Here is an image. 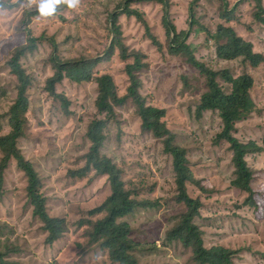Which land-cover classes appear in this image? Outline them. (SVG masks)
I'll use <instances>...</instances> for the list:
<instances>
[{"label":"rangeland","instance_id":"374dc122","mask_svg":"<svg viewBox=\"0 0 264 264\" xmlns=\"http://www.w3.org/2000/svg\"><path fill=\"white\" fill-rule=\"evenodd\" d=\"M0 41H9L8 50L22 42L25 33L36 37V49L20 60L30 76L27 90L29 137L20 140L22 154L33 162L42 178L48 206L52 215H68L71 223L86 215L79 212L81 204L93 200L109 189L106 177L73 179L69 171L83 163L82 156L90 148L87 127L92 119L104 118L96 108L97 83L76 84L68 79L57 86L71 100V116L64 113L60 103L45 91V82L54 70L50 58L62 60L82 57L97 58L108 51L114 34L112 15L121 0H80L76 8L56 11L41 16L36 5L28 0H0ZM171 19L177 31H191L188 44L196 57L216 70L228 68L234 75L242 69L240 61L225 62L216 56L214 41L208 31L216 30L222 8L221 0H170ZM237 3L234 26L254 50L264 55V25L253 18V0H229ZM264 8V0H262ZM134 8L147 15L152 33L162 43L159 50L146 36L144 26L133 17H119L122 39L131 50L146 55L147 67L141 74V90L148 105L166 109L168 123L177 143L188 151L190 167L200 181L192 185L190 193L203 202L197 223L204 232L205 245L225 246L238 250L235 264H264V221L255 219L252 210L243 204L245 195L231 186L234 166L226 143L215 144L214 139L222 124L217 113L206 112L196 117L199 96L204 91V79L182 57L172 56L167 48L163 24L164 6L157 1L137 2ZM195 18L191 17V8ZM35 13L29 20L25 12ZM196 21L195 23L193 21ZM41 37V38H40ZM56 46L52 48L51 42ZM11 44H14L11 46ZM124 62L118 50L96 68V73L112 74L120 93H127L129 80L124 73ZM254 81L253 99L259 113L236 125L235 136L243 141L260 143L264 137V62L248 70ZM188 82L187 86L185 83ZM0 86L6 96L0 102V136L9 131L4 114L15 97L14 82L9 76L5 59L0 57ZM123 114L120 124L112 122L106 130L107 140L102 152L112 158L124 171L127 188L141 198L156 203L154 209H140L129 218L139 243L137 255L141 264H191V252L166 239L168 228L179 212L171 197L175 193L172 159L163 152V145L151 132L141 129V120L131 105L119 109ZM255 170L252 186L264 185V154L246 158ZM27 179L14 161L4 174V195L0 202V223L4 237L16 241L20 254L12 257L28 264H112L107 252L91 246L80 231H69L52 245L46 243L47 233L42 223L33 217L26 192Z\"/></svg>","mask_w":264,"mask_h":264},{"label":"trees","instance_id":"16d2710c","mask_svg":"<svg viewBox=\"0 0 264 264\" xmlns=\"http://www.w3.org/2000/svg\"><path fill=\"white\" fill-rule=\"evenodd\" d=\"M143 1L154 0H121V4L111 17L114 37L104 56L82 57L74 60H62L58 55L50 58L54 73L46 79L45 91L60 103L64 113L68 116L73 114L70 109L71 100L65 93L59 92L57 86L66 79L76 84L96 81L98 91L96 108L104 117L90 121L86 134L90 141V148L81 157L83 163L71 169L69 176L73 179H85L91 174H94V177H106L109 189L94 197L93 200L81 204L79 212L86 217H80L74 223L69 222L67 214L61 216L51 214L42 178L33 162L25 158L19 147L20 140L29 137L26 114L29 107L27 90L31 83L30 76L23 69L20 60L36 49L38 39L27 31L24 39L22 37V42L13 46L11 50L7 48L9 41L5 42V51H2L4 45L0 41V57L5 59L15 90L14 100L4 114L9 131L0 136V202L4 195L5 171L10 162L14 161L16 167L27 179L28 202L32 207L33 217L43 224L42 228L47 233L48 245L63 238L70 227H75L81 232L80 238H85L89 245L107 252L112 264H141L136 254L140 245L136 241L133 224L128 219L137 214L140 209H154L156 203L150 199L141 198L136 191L127 188L123 169L102 152L107 140V128L112 122L121 123L123 114L119 109L129 104L141 120L142 131L151 132L160 140L163 152L172 159L175 193L171 200L179 212L176 214L175 222L166 232L167 241L190 250L191 264H235L238 250L221 245L212 247L205 245L203 229L196 221L201 216L203 202L190 193V187L199 186L200 181L191 170L188 151L177 143L176 135L168 123V111L148 105L141 93L143 87L141 74L147 67L146 55L139 50H131L122 39L118 19L125 15L142 23L146 36L159 50L163 49L162 43L151 31L146 13L133 6ZM155 1L164 6L163 24L169 54L182 57L204 79V91L197 102L196 117L201 119L206 112L218 114L222 127L214 142L218 145L222 143L228 145L234 166V179L231 186L245 195L243 204L252 210L255 219L264 221V185L259 188L252 186L255 170L248 166L246 160L249 155L264 154V137L260 143L243 142L234 134L238 123L260 111L252 96L255 81L248 70L259 67L264 62V55L254 50L252 42L244 39L234 26V20L237 19L235 6L238 3L230 8L229 3L227 5L229 0H221L223 6L216 30L208 31L209 37L215 43L216 56L219 60L240 61L241 72L239 75H234L228 68L216 70L198 59L188 44L191 31L178 32L171 19V1ZM200 1L193 0L192 3L197 5ZM253 2V18L264 25L262 0H253ZM2 4L3 2L0 1V5ZM63 9L64 5H60L57 11ZM193 10L192 7L191 17L195 18ZM34 14L32 11H26L24 15L30 20ZM50 42L54 49L55 42ZM116 50L125 64L123 70L129 80L127 93L124 96H120L112 74L98 75L95 71L98 65L109 60ZM187 84L188 82L185 83L186 86ZM5 96V89L0 86V102ZM3 228H8V224L0 223V264H28L12 257L20 254L23 248L16 241L2 236L5 235L2 232Z\"/></svg>","mask_w":264,"mask_h":264},{"label":"clouds","instance_id":"9594fccd","mask_svg":"<svg viewBox=\"0 0 264 264\" xmlns=\"http://www.w3.org/2000/svg\"><path fill=\"white\" fill-rule=\"evenodd\" d=\"M28 3L29 5L35 4L41 16H50L57 11L60 5H66L70 9L76 8L80 0H28Z\"/></svg>","mask_w":264,"mask_h":264}]
</instances>
